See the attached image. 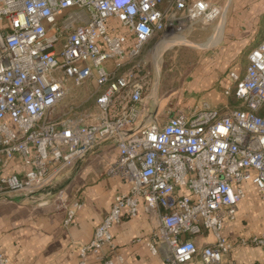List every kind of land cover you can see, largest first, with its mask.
Masks as SVG:
<instances>
[{
  "label": "built area",
  "instance_id": "1",
  "mask_svg": "<svg viewBox=\"0 0 264 264\" xmlns=\"http://www.w3.org/2000/svg\"><path fill=\"white\" fill-rule=\"evenodd\" d=\"M221 15L208 0H0V200L36 199L65 168L110 142L119 155L108 175L130 191L115 198L91 244L79 248L80 264L111 246L114 226L142 208L155 230L150 252L161 253L164 264H196V257L197 264H235L227 260L234 243L224 230L237 220L243 186L252 184L264 201V36L245 75L229 73L235 86L226 95L241 108L204 105L164 125L140 126L154 88L140 61L146 46ZM67 79L96 85L93 123L56 118ZM15 161L23 172L7 174ZM62 207L69 227L82 205ZM239 243L264 250V233ZM103 261L124 264L120 257Z\"/></svg>",
  "mask_w": 264,
  "mask_h": 264
},
{
  "label": "crops",
  "instance_id": "2",
  "mask_svg": "<svg viewBox=\"0 0 264 264\" xmlns=\"http://www.w3.org/2000/svg\"><path fill=\"white\" fill-rule=\"evenodd\" d=\"M208 1L222 10L220 18L194 25L186 32L187 37L173 41L156 38L151 47L147 49L148 45L144 49L140 61L148 66L147 54L157 58L160 53L175 51L172 46L175 43H183L185 48L181 55L184 57L181 60L184 59L180 62H185V66L179 73L182 80H178L181 85L175 93L166 91V95L158 99L156 93L159 88L153 95L154 85L153 92L147 97L145 116L140 126L157 121L160 113L166 114L168 120L179 114L188 115L204 105L218 110L230 108L232 95H226V91L233 90L235 84L229 78V73L244 76L248 55L263 41L264 0ZM178 53L179 50L174 54ZM131 65V62L126 63L119 74H124ZM107 67L111 70L113 64L108 63ZM64 83L66 86L68 80ZM93 94L91 99L94 98ZM74 120L81 125L86 124L82 119ZM118 155L115 144L100 143L85 158L52 179L50 190L53 193L61 192L60 198L67 200L68 207L77 202L82 205L76 213L75 223L69 227L65 226L67 209H56L51 205L35 208L27 204L31 202L29 200L0 202V253L7 258V264H80L79 248L91 244L96 229L109 214L115 198L130 191V187L119 177L108 175ZM23 170L20 162L15 161L6 172L19 174ZM244 189L245 202L256 188L252 184H245ZM154 231L143 208L136 218L124 215L112 229L113 244L106 246L100 254L89 252L88 264H104V257H120L124 264H164L163 255L159 253L154 256L148 246ZM235 232V226L226 225L224 235L234 243L227 260L235 264H264L263 249L241 246L239 243L241 239L264 233V229L258 233ZM196 241L199 248L207 243L205 236Z\"/></svg>",
  "mask_w": 264,
  "mask_h": 264
},
{
  "label": "rangeland",
  "instance_id": "3",
  "mask_svg": "<svg viewBox=\"0 0 264 264\" xmlns=\"http://www.w3.org/2000/svg\"><path fill=\"white\" fill-rule=\"evenodd\" d=\"M187 35L188 34H185L184 37H187ZM177 38L179 37H175L174 39ZM153 42L154 40L149 44V46L147 45L148 46L147 49L152 46ZM167 45H169V43H167ZM172 46L175 47V51L172 50L170 51V53L166 52L165 54L160 53L157 58L151 57L150 53L146 55L147 61H149L146 70L151 73L150 76L151 84L153 85L156 84L155 92L153 93V95H155L157 88H159L158 92L156 93L157 94L156 97H158V99L166 95L164 94L166 91H168V93L171 94L175 93L178 86L181 85L179 81L182 80L181 78L182 75L180 76L179 73L182 72V69H184L185 62H180V60L182 57H184L181 54L184 53L185 44L177 42ZM163 49L164 48H162V50ZM178 50H179L178 55H175L174 53ZM67 80H68V83L66 84L67 96L58 107L56 111V115H57L56 118L63 117L66 114L67 115L71 114L70 118L72 119L75 118L80 120L82 119L87 125L92 123L94 118H96V116L98 115V111H97L98 109L95 102L96 98L95 97L92 99L90 98L91 94L97 91L96 85H94V83L89 81V82H85L81 86H77L73 80L71 79H67ZM157 118H156L157 122L160 125H163L166 123L168 117L166 114L160 113V115ZM244 188L245 185L243 186V189ZM43 194L44 195L42 196V198L40 197L41 196L40 195L36 197L35 200H31L30 198L26 199L24 197L18 198V200H21L23 202H25V200H29L31 202L27 204L30 205L32 204V206H34L35 208L37 207L41 208L40 206L44 208V207H48L47 205H51L53 208L60 209V207L66 205L67 203L66 199L60 198L61 192L53 193L49 189ZM9 201L10 199L0 200V202H9ZM238 207L239 210H238V217L236 223L230 224V226L233 227L235 226L236 232L241 231L243 233L244 232L258 233L260 232L261 229H264V201L260 198L257 190H255V192H253L250 198H248L245 202L243 201L241 204H239ZM199 262H200L199 257H196L193 261V263L196 264Z\"/></svg>",
  "mask_w": 264,
  "mask_h": 264
},
{
  "label": "trees",
  "instance_id": "4",
  "mask_svg": "<svg viewBox=\"0 0 264 264\" xmlns=\"http://www.w3.org/2000/svg\"><path fill=\"white\" fill-rule=\"evenodd\" d=\"M229 106L232 109L241 108V104H240L239 100H237V98L233 94L229 99Z\"/></svg>",
  "mask_w": 264,
  "mask_h": 264
}]
</instances>
